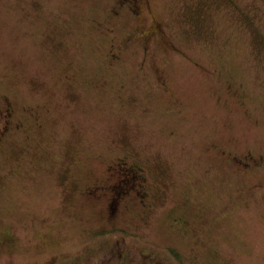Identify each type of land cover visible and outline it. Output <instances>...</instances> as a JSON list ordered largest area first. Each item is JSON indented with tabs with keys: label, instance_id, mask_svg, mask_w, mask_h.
Here are the masks:
<instances>
[{
	"label": "rangeland",
	"instance_id": "374dc122",
	"mask_svg": "<svg viewBox=\"0 0 264 264\" xmlns=\"http://www.w3.org/2000/svg\"><path fill=\"white\" fill-rule=\"evenodd\" d=\"M138 1L0 0V264H264V0Z\"/></svg>",
	"mask_w": 264,
	"mask_h": 264
},
{
	"label": "flooded vegetation",
	"instance_id": "af4514ba",
	"mask_svg": "<svg viewBox=\"0 0 264 264\" xmlns=\"http://www.w3.org/2000/svg\"><path fill=\"white\" fill-rule=\"evenodd\" d=\"M138 2V0H119V3L130 6L133 9L138 8L136 6ZM112 58L117 59V56H112ZM10 116V108L0 107V118L4 120V126L1 130L2 135H7L11 130ZM242 166L246 169L249 166L252 167L247 162H243ZM107 171L112 182L106 186H95L89 189L88 195L99 197L102 193V196H109L108 208L111 214L116 213L120 203L131 195H134L143 207L148 206L146 204V201L149 199L148 181L144 169L139 164L119 160L115 165L109 166ZM107 193H110V195Z\"/></svg>",
	"mask_w": 264,
	"mask_h": 264
}]
</instances>
